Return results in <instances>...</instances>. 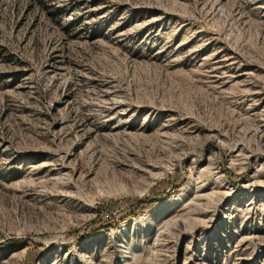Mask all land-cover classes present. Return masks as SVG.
I'll use <instances>...</instances> for the list:
<instances>
[{"label":"rangeland","instance_id":"374dc122","mask_svg":"<svg viewBox=\"0 0 264 264\" xmlns=\"http://www.w3.org/2000/svg\"><path fill=\"white\" fill-rule=\"evenodd\" d=\"M0 264H264V0H0Z\"/></svg>","mask_w":264,"mask_h":264},{"label":"bare ground","instance_id":"6f19581e","mask_svg":"<svg viewBox=\"0 0 264 264\" xmlns=\"http://www.w3.org/2000/svg\"><path fill=\"white\" fill-rule=\"evenodd\" d=\"M215 181L222 187V188H224L223 187V179L221 178V177H218V178H216L215 179ZM200 197H203V195L201 194V195H196V198L198 199V198H200Z\"/></svg>","mask_w":264,"mask_h":264}]
</instances>
